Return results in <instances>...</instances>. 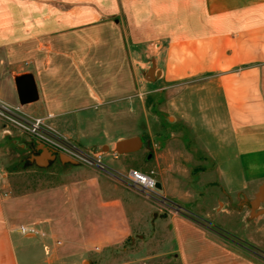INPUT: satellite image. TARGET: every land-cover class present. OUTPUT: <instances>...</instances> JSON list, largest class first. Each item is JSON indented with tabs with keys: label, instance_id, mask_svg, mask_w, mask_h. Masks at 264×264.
I'll list each match as a JSON object with an SVG mask.
<instances>
[{
	"label": "crops",
	"instance_id": "0c3cea01",
	"mask_svg": "<svg viewBox=\"0 0 264 264\" xmlns=\"http://www.w3.org/2000/svg\"><path fill=\"white\" fill-rule=\"evenodd\" d=\"M147 49L154 59L147 105L166 96L162 112L174 118V131L191 130L201 151L195 170L207 185L231 195L257 184L254 199L264 184V0H0V100L75 142L105 119L98 118L104 109L94 119L87 111L124 101L143 111L137 64ZM26 73L39 98L21 105L15 78ZM159 117L113 146L141 137L143 146L124 157L148 148L154 168L177 167L183 155L161 149ZM176 132L167 137L177 140ZM96 147L106 149L100 142L86 149ZM23 150L33 169L56 166L59 178L15 194L0 171V264H96L97 249L131 238L133 203L111 172H80L68 154L38 140ZM170 221L184 250L192 238L186 220L172 214Z\"/></svg>",
	"mask_w": 264,
	"mask_h": 264
},
{
	"label": "rangeland",
	"instance_id": "374dc122",
	"mask_svg": "<svg viewBox=\"0 0 264 264\" xmlns=\"http://www.w3.org/2000/svg\"><path fill=\"white\" fill-rule=\"evenodd\" d=\"M138 60L141 62L137 64L140 66L138 76L143 77L144 86L143 94L139 96L145 103L143 111H140L141 108H131L128 101L111 109L100 107L87 111V114L83 115L94 119L95 114L104 109L101 116H98L100 121L105 116L100 123L97 122L100 124L99 129H93L82 139L74 140L81 146L70 139L67 140L90 154L100 152L99 148L91 150L86 148L100 142L106 145L103 161L108 166L109 172L113 173L111 170L123 172L132 167L151 175L157 183H163L166 189L163 192L157 189V194H145L120 182L112 174L125 187L129 201L133 203L131 219L133 234L129 240L120 245L97 249L92 258L93 261L96 264H184L186 259L185 262L190 264H264V214L262 211L264 202L258 205L261 206L260 210L250 204L253 200L251 197L254 196L253 191L259 186L256 184L255 188L250 186L239 193L229 195L226 192L221 193L217 186L207 185L208 180L201 178L199 169L195 170L198 154L201 151L191 130L183 125L178 132L174 131L177 126L174 118L162 112L166 96L163 93L154 95L153 100L157 105L154 109L150 107L151 103L147 105L148 99L152 96V83L147 75L153 68L152 49L145 50ZM15 112L18 118L27 116L37 118L24 111ZM155 113L160 115L161 131L164 130L166 135L162 140L161 149L167 147L183 155L178 159L177 167L154 168L153 153L148 148L143 149L141 153L124 157L118 154L116 147L113 146L112 139L118 135L146 133L147 127H151ZM113 114L116 117H113ZM107 118L113 120L108 121ZM4 129H8L11 133L0 138V171L8 174L13 192L15 194L29 193L55 183L60 173L58 167L51 166L44 171L33 169L27 151L23 150V145L26 142L33 145L35 140H38L53 149H58L49 141L24 130L17 123L0 120V132ZM175 132L176 135L179 134L177 140L167 137ZM58 136L61 135L58 134ZM108 140L112 143L105 144ZM70 157L81 166L80 172L93 170L92 168L101 170ZM167 159L170 163L176 161L172 157ZM207 179H211V176ZM172 214L185 218L184 228L192 234V240L188 239L184 243V250L178 248L175 240L170 221Z\"/></svg>",
	"mask_w": 264,
	"mask_h": 264
},
{
	"label": "built area",
	"instance_id": "2783aa9c",
	"mask_svg": "<svg viewBox=\"0 0 264 264\" xmlns=\"http://www.w3.org/2000/svg\"><path fill=\"white\" fill-rule=\"evenodd\" d=\"M15 111L16 110L14 108L0 100V120L3 122L17 123L24 130L29 131L41 139L49 141L54 145L55 148L65 152L69 156L77 158L81 162L93 165L101 170H109L108 166L103 161V152H97L93 154L84 152L64 137H59L58 134L51 130V128L47 127L44 118H30L28 116L18 118ZM9 132L10 131L8 129L3 130L4 134ZM115 157H117V153H115ZM111 171L113 172L111 174H113L120 182L145 194L156 193L158 189L157 181L151 175L143 173L138 169L129 168L123 172L114 170ZM24 230L26 231V228Z\"/></svg>",
	"mask_w": 264,
	"mask_h": 264
},
{
	"label": "water",
	"instance_id": "95a60500",
	"mask_svg": "<svg viewBox=\"0 0 264 264\" xmlns=\"http://www.w3.org/2000/svg\"><path fill=\"white\" fill-rule=\"evenodd\" d=\"M154 69L149 71V75H153ZM159 75V72H158ZM15 85L19 102L21 105H26L37 101L39 98V92L34 79V76L30 73L19 75L15 78ZM143 146V140L141 137H133L124 140H120L116 144V152L120 155L127 154L139 150ZM160 184L157 183V188ZM264 202V184L259 188L255 198L251 200L250 204L253 207H257L260 203ZM264 211V210H263Z\"/></svg>",
	"mask_w": 264,
	"mask_h": 264
}]
</instances>
